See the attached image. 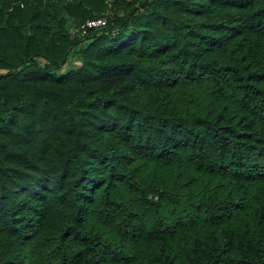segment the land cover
<instances>
[{
    "label": "trees",
    "instance_id": "16d2710c",
    "mask_svg": "<svg viewBox=\"0 0 264 264\" xmlns=\"http://www.w3.org/2000/svg\"><path fill=\"white\" fill-rule=\"evenodd\" d=\"M62 1L0 0V264H264V0Z\"/></svg>",
    "mask_w": 264,
    "mask_h": 264
},
{
    "label": "rangeland",
    "instance_id": "374dc122",
    "mask_svg": "<svg viewBox=\"0 0 264 264\" xmlns=\"http://www.w3.org/2000/svg\"><path fill=\"white\" fill-rule=\"evenodd\" d=\"M60 5H62L63 1L59 0ZM111 8H110V3L108 1L107 6H106V12L110 13ZM117 12H120V8H116ZM105 12V13H106ZM64 15H67V13L63 10ZM64 27L66 28V31L69 34H74V35H79L82 34L83 32L80 31L79 25H77L75 20H71L70 17H65V21L63 23ZM84 40H80L78 43L73 44L69 47L68 52H67V57L66 60L63 64L64 68L69 67V66H75L79 63V51L78 47L82 45Z\"/></svg>",
    "mask_w": 264,
    "mask_h": 264
},
{
    "label": "built area",
    "instance_id": "2783aa9c",
    "mask_svg": "<svg viewBox=\"0 0 264 264\" xmlns=\"http://www.w3.org/2000/svg\"><path fill=\"white\" fill-rule=\"evenodd\" d=\"M104 20L105 18L102 15L96 16V17L85 18L82 22L78 24L79 29L81 32H84L86 27L103 24Z\"/></svg>",
    "mask_w": 264,
    "mask_h": 264
}]
</instances>
